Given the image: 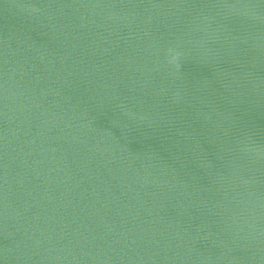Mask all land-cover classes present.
Instances as JSON below:
<instances>
[{
	"label": "water",
	"instance_id": "obj_1",
	"mask_svg": "<svg viewBox=\"0 0 264 264\" xmlns=\"http://www.w3.org/2000/svg\"><path fill=\"white\" fill-rule=\"evenodd\" d=\"M0 264H264V0H0Z\"/></svg>",
	"mask_w": 264,
	"mask_h": 264
}]
</instances>
